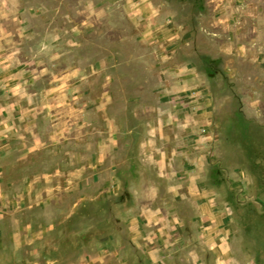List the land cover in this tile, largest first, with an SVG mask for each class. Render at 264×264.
<instances>
[{"label": "rangeland", "instance_id": "1", "mask_svg": "<svg viewBox=\"0 0 264 264\" xmlns=\"http://www.w3.org/2000/svg\"><path fill=\"white\" fill-rule=\"evenodd\" d=\"M4 124L0 264H145L140 206L193 213L167 150L215 190L231 264H264V0H0ZM187 228L167 263L213 264Z\"/></svg>", "mask_w": 264, "mask_h": 264}, {"label": "crops", "instance_id": "2", "mask_svg": "<svg viewBox=\"0 0 264 264\" xmlns=\"http://www.w3.org/2000/svg\"><path fill=\"white\" fill-rule=\"evenodd\" d=\"M13 129L12 124H4L0 127V142L4 148L12 145V139L15 138ZM171 152L172 154L169 153V150L165 151L160 158L161 172L159 176L172 180L168 192L174 198L182 193L189 196L193 213L186 222L174 212V209L166 211L145 204L140 206L136 216L130 220V228L134 231L131 236L133 246L135 248L145 247L143 249L145 264H168L165 250L177 244L178 241L187 242L188 237L184 238V234L188 232L187 227L191 226L195 228L198 240L211 257L213 264H231L232 256L228 246L229 235L225 226L226 216L219 210L217 211L215 190L211 187L208 188L201 181V172L197 169L198 166L193 165V160H189L186 156L175 159L173 150ZM175 160L181 162L179 170H170L171 163ZM199 160L196 159V162ZM141 229L146 230L142 232ZM193 253L196 262L204 264L202 260L200 261L198 252ZM121 264L127 263L121 261Z\"/></svg>", "mask_w": 264, "mask_h": 264}]
</instances>
